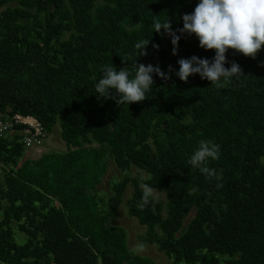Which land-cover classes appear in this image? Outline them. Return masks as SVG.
<instances>
[{"label":"trees","instance_id":"1","mask_svg":"<svg viewBox=\"0 0 264 264\" xmlns=\"http://www.w3.org/2000/svg\"><path fill=\"white\" fill-rule=\"evenodd\" d=\"M13 113L67 148L31 159L21 126L0 136V264H156L108 224L129 182L170 264H264V0H0ZM108 157L123 175L104 200Z\"/></svg>","mask_w":264,"mask_h":264},{"label":"rangeland","instance_id":"2","mask_svg":"<svg viewBox=\"0 0 264 264\" xmlns=\"http://www.w3.org/2000/svg\"><path fill=\"white\" fill-rule=\"evenodd\" d=\"M14 5L16 4L9 3L7 6L13 7ZM5 7H2L1 9H4ZM66 36L67 33L65 37ZM143 59L146 63L149 64H152L154 62V60L149 56H143ZM1 118L2 114H0V121H3ZM66 148V144L62 140L60 135V126L57 123L50 132H47L42 146L25 149L23 156L29 157L31 159H37L44 153H49L52 151L65 152ZM129 174L131 177L137 180L140 186L147 193H149L155 201L162 202L163 207H165V193L163 191L149 188L142 182V180L147 178V173L145 171L136 168L134 165H131ZM122 175L123 172L114 162L113 158L108 157L107 169L101 179V182L96 186L93 192L98 198L106 200L107 197H109L113 193V183L120 180L122 178ZM132 191L133 186L132 183L129 182L123 194L122 202L115 215L108 220V224L121 226L122 228H124L127 235L128 247L131 253L148 257L152 259L156 264H170V257L164 251L158 249L157 244L149 243L146 241V225L139 223L136 217L129 215L128 200L131 197ZM194 212L195 208H191L188 215L183 220L182 228H185L189 220L193 217ZM163 214H166L165 209L163 210ZM15 235L20 241L24 239L23 235L19 232H16Z\"/></svg>","mask_w":264,"mask_h":264},{"label":"built area","instance_id":"3","mask_svg":"<svg viewBox=\"0 0 264 264\" xmlns=\"http://www.w3.org/2000/svg\"><path fill=\"white\" fill-rule=\"evenodd\" d=\"M22 127V142L27 148L42 146L47 132L41 122L31 115L13 113L0 121V136L13 127Z\"/></svg>","mask_w":264,"mask_h":264}]
</instances>
